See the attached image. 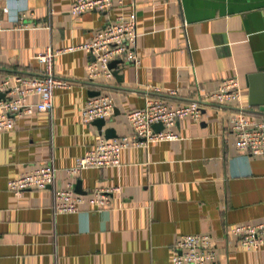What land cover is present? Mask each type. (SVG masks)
Masks as SVG:
<instances>
[{
	"label": "crops",
	"instance_id": "obj_1",
	"mask_svg": "<svg viewBox=\"0 0 264 264\" xmlns=\"http://www.w3.org/2000/svg\"><path fill=\"white\" fill-rule=\"evenodd\" d=\"M75 1L0 0V78L39 74L38 52L86 43L132 12L139 63L119 60L120 75L92 81V57L65 51L55 72L72 86L56 89L51 111L20 116L0 132V264H171L185 233L211 234L219 264H264V244L247 249L228 231L264 221V155L240 151L230 127L240 111L264 119V0H124L72 15ZM229 77L240 80L241 105L207 96ZM100 94L114 101L103 126L82 117L86 101ZM147 97L175 107L198 99L202 116L179 119L177 139L126 148L120 165L72 178L83 194L119 186L108 208L55 212L67 167L101 138L131 134L127 113ZM47 162L58 168L47 188L21 196L9 189L11 179Z\"/></svg>",
	"mask_w": 264,
	"mask_h": 264
},
{
	"label": "built area",
	"instance_id": "obj_2",
	"mask_svg": "<svg viewBox=\"0 0 264 264\" xmlns=\"http://www.w3.org/2000/svg\"><path fill=\"white\" fill-rule=\"evenodd\" d=\"M124 0H76L70 8L72 15H80L87 10L106 11L114 5H122ZM138 20L136 12L130 15H118L100 29L86 43L66 48L47 47L36 54L35 58L44 64L39 74H10L0 78V132L16 126L17 118L31 114L36 110L51 111L55 104V91L58 88H70L71 82L55 72V58L65 51L82 49L92 59L88 63V77L94 81L100 77H112L113 60L137 64L139 54ZM37 96V101L30 98ZM207 96L219 102L242 103V88L238 77H229L219 87L207 93ZM114 108L113 98L108 94L90 97L82 108L85 121L106 118ZM202 116L200 100H193L181 106H171L157 97H147L145 105L127 113V120L133 131L118 138H101L98 143L86 151L74 166L67 167L71 177L66 186L55 190V212H76L80 205L89 204L91 208H108L119 186L91 189L88 194L76 191L74 178L86 168H107L118 166L122 162V151L126 148L144 145L154 141L179 138L175 130L176 122L184 117L199 120ZM162 123L163 129L156 130L155 123ZM230 127L237 136V148L246 154L264 155V119L249 117L240 111L230 119ZM58 168L47 162L11 179L9 189L17 196L29 189H45L55 180ZM228 231L236 236L247 249H255L264 244V221L244 222L232 225ZM175 253L171 264H219L214 237L208 233L182 234L175 244Z\"/></svg>",
	"mask_w": 264,
	"mask_h": 264
},
{
	"label": "water",
	"instance_id": "obj_3",
	"mask_svg": "<svg viewBox=\"0 0 264 264\" xmlns=\"http://www.w3.org/2000/svg\"><path fill=\"white\" fill-rule=\"evenodd\" d=\"M119 62V60H113L112 62H111V64H110V66L112 67V68H114V74L116 75V76H118V75H120V73H119V71H120V69L119 68H117V63ZM99 92H95L94 94H98ZM0 96H1V94H0ZM105 123V118H98L97 119V124L99 125V126H103V124ZM154 127L156 128V130H161V129H163V124L162 123H160V122H158V123H155L154 124ZM111 131V130H110ZM107 136H114V135H107ZM76 191L77 192H79V193H84L83 191H81V183L80 182H78L77 183V185H76Z\"/></svg>",
	"mask_w": 264,
	"mask_h": 264
}]
</instances>
